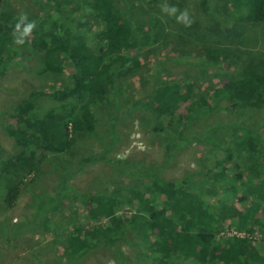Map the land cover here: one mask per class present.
Wrapping results in <instances>:
<instances>
[{
    "label": "trees",
    "instance_id": "trees-1",
    "mask_svg": "<svg viewBox=\"0 0 264 264\" xmlns=\"http://www.w3.org/2000/svg\"><path fill=\"white\" fill-rule=\"evenodd\" d=\"M4 1L0 0L4 9H0V77L8 64L32 55L40 58V75L67 76L60 87L31 91L6 115L10 122L4 130L18 151L5 159L0 145L5 208L15 207L25 176H43L46 164L53 162L51 155L68 149L74 134L87 136L102 147L77 161V172L83 164L97 163L110 165L120 177H132L131 185L115 186L105 195L71 184L73 176L67 168L56 170L58 183L53 193H31L34 213L23 232L42 229L54 234L57 245L63 247L62 264H80L105 249L115 252L116 264H132L118 248L123 242L143 254L139 264H264V71L258 64L240 65L262 55L241 49V41L250 25L264 29V0H226L225 8L239 18L241 35L233 32L229 39L221 30L219 34L233 49L220 48L224 38L218 34L204 60L193 65L207 72L222 64L229 69L234 63L239 70L209 93L184 87L179 80L186 78L173 79L168 72L164 79L158 64L154 72L146 71L147 79L142 76L141 50L168 48L170 39L164 23L168 21H163L159 11L140 18V10L157 8L164 0H132V18L127 0H66L64 5L44 0L42 15L19 20V30ZM134 1L138 6H133ZM205 1L199 4L203 16L208 14ZM84 6L100 26L97 33L90 32L84 21ZM28 23L33 27L21 37ZM216 25L219 30L221 25ZM92 36L94 45L88 42ZM16 39L23 43H15ZM130 73L140 75L139 88L150 79L149 87L132 99L127 110L161 140L157 146L162 147V160L145 164L132 158V162L119 161L117 167L110 154L119 144L118 125L114 120L110 139L100 138L93 110L95 105L119 103L124 93L117 82ZM109 92L116 100L108 97ZM41 98L57 105L37 114L34 109ZM220 111L241 114V118L238 122L216 121ZM248 113L260 114L258 127L247 124ZM195 145L200 151L192 157L194 170L166 179L164 172L177 168L179 158ZM70 195L78 199L86 216L84 224L69 218L64 227L61 221L66 217L58 213Z\"/></svg>",
    "mask_w": 264,
    "mask_h": 264
},
{
    "label": "rangeland",
    "instance_id": "rangeland-1",
    "mask_svg": "<svg viewBox=\"0 0 264 264\" xmlns=\"http://www.w3.org/2000/svg\"><path fill=\"white\" fill-rule=\"evenodd\" d=\"M49 1L51 0H45V2ZM61 1L63 5L66 2V0H57V3ZM201 1L164 0L162 5H157V8L149 7L145 10H140V18L141 16L145 18L146 16L143 15L145 13L151 14L159 11L163 21H168V23H164L169 36L167 37L170 39L167 40L168 44H166L168 48L149 46L142 49L139 53V65L142 69L141 73L144 72L143 75L141 74L144 79H147L146 71L151 70L154 72L158 64L162 66V76L164 79L167 78L166 72H168L173 79L186 78V80H179L181 84L183 83L184 87L187 86L195 92L204 90L205 93H209L211 92V88L215 89L220 83L226 82L228 76L238 73L239 67L234 63L229 69L226 64H222L221 67L212 68L207 72L201 71V67L193 65L195 62L199 64V62L204 60L206 50L213 47V42H217V36L221 30L229 35V39L233 36V32L241 35L239 18H236L233 13H229L225 8L224 4L226 0H206L204 4L205 10L208 12L206 16H203L200 12L199 4ZM43 2L44 0H5L3 4L9 6L8 10L11 15V21L13 20L17 24L19 20L26 21L31 16H41ZM133 6H138L136 1L133 2ZM173 6L177 9V12L171 16L166 11H162ZM0 9L4 10L1 4ZM84 9L86 10L84 21L88 24L89 31L97 33L100 26L94 14L85 6ZM127 10L129 11V17L132 18V0H127ZM181 12L187 13L188 23L176 20V15H179ZM230 20L233 22H228ZM217 23L221 25L219 30H217ZM208 25H210V28L206 27ZM263 30L260 25H250L244 31L241 49L253 53L262 52V55L257 60L240 62V65L242 64L241 67L246 66V63L250 62L251 65L258 64L264 71ZM219 36L224 38V43L219 45L220 48L221 46L224 48L229 46V48L233 49V44L229 43V40L222 34H219ZM88 42L94 45L96 42L95 37H88ZM21 56L22 54L18 57ZM40 70V58L32 55L30 59H26L25 61L8 64L6 73L0 77V145L3 148L2 157L5 159L18 151L14 140L4 130L6 124L10 122L6 116L7 113L11 112L14 106L31 91L48 89L52 86L60 87L66 81L65 79H67L66 75V77L63 76L62 78H58L59 76L53 77L54 75L50 73L40 75ZM139 78L140 75L135 77L134 74L132 76V73L122 77L117 82L122 86V92L124 93L119 98L120 102H113L114 100H112L111 102L113 103L110 105H95L93 110L100 138L106 137V139H110L112 136L110 127L114 123V120L118 125V129L116 130L119 144L110 154L111 161L117 167L121 166L119 161L128 160L132 162V158L135 161H144L145 164L151 161L161 162L162 160V147L157 146L161 140L148 132L149 129L144 128L145 122L138 121L139 119L132 115V110H127L128 106L132 105V99L136 100L141 96L142 89L146 90L149 87L146 86L148 83L150 84V79L147 80V83L144 82L143 88H139V85H142ZM108 97L115 99L113 92H109ZM56 105L57 102L41 98L35 106L34 111L37 114H42L46 109L55 107ZM240 118L241 114H228L224 111L216 113V121L238 122ZM245 119H247V124L251 127H258L261 124L260 114H250V117ZM207 123H211V120L209 119ZM196 128L200 129L201 123H198ZM71 140L72 144L68 149L65 151L57 150L51 155L53 162L51 165L46 164L43 169L46 173L43 176L36 179L32 175L25 176L19 198L13 209L5 208L3 202L4 196L0 188V264H62L61 254L63 247L57 245L54 234H48L42 229L23 232L28 220L34 213L32 206L35 202L32 200L31 193H39L43 190L53 193L58 183L56 175L58 171L56 170L62 171L63 167L67 168L69 176H73L70 181L71 184H80L83 188H89L92 192L95 191V193L107 195L114 191L113 188L115 186L131 185L130 180H132V177H120V175L113 171L110 165L97 163L83 164L81 166L82 170L77 172L75 167L76 162L80 161L82 157H88L91 154L100 152L102 147L98 142L80 134L72 135ZM199 151L198 146L191 147L185 153L186 155L181 156V159L179 158L178 167L175 169L174 167L168 168L163 176L166 179L176 176L182 177L186 170H194L195 165L192 162L194 161L192 157L198 154ZM57 163L60 165L58 166ZM119 181L121 184L117 185ZM123 209L129 210L126 209V206H123ZM58 214L60 218L66 217L65 220L61 221L63 226L69 224V218H73L74 222L80 221L81 224H84L86 216L82 212L80 202L73 195L68 196L62 202ZM53 217L56 219L57 215L54 214ZM228 234H231V232ZM58 235L60 236L61 234ZM242 235L244 236V234ZM118 248L125 257L131 260L132 264H139V261L143 258L142 253H137L134 247L126 242L120 243ZM114 254L115 252L105 249L88 256L80 264H116L117 255L115 254V258Z\"/></svg>",
    "mask_w": 264,
    "mask_h": 264
},
{
    "label": "clouds",
    "instance_id": "clouds-1",
    "mask_svg": "<svg viewBox=\"0 0 264 264\" xmlns=\"http://www.w3.org/2000/svg\"><path fill=\"white\" fill-rule=\"evenodd\" d=\"M162 11H166L167 14L171 16V15H173V14H175L177 12V9L173 6V7L167 8V9H163ZM176 20L179 21V22H183V23H188L189 22L186 12H181L179 15H176ZM32 27H33L32 23L25 24V26L22 29V31H20V36L23 37V36L29 34L31 29H32ZM16 29H18V30L20 29V24L19 23H17ZM15 43L21 44V43H23V39H16Z\"/></svg>",
    "mask_w": 264,
    "mask_h": 264
},
{
    "label": "built area",
    "instance_id": "built-area-1",
    "mask_svg": "<svg viewBox=\"0 0 264 264\" xmlns=\"http://www.w3.org/2000/svg\"><path fill=\"white\" fill-rule=\"evenodd\" d=\"M231 235H233V236L236 235V236H239V237H243L242 234H236L235 232H232Z\"/></svg>",
    "mask_w": 264,
    "mask_h": 264
},
{
    "label": "crops",
    "instance_id": "crops-1",
    "mask_svg": "<svg viewBox=\"0 0 264 264\" xmlns=\"http://www.w3.org/2000/svg\"><path fill=\"white\" fill-rule=\"evenodd\" d=\"M0 218H1V216H0Z\"/></svg>",
    "mask_w": 264,
    "mask_h": 264
}]
</instances>
